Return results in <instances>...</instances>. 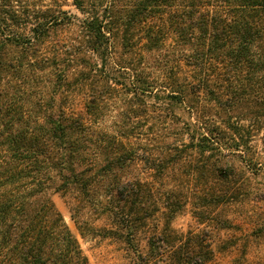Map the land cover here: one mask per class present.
<instances>
[{
    "label": "trees",
    "instance_id": "1",
    "mask_svg": "<svg viewBox=\"0 0 264 264\" xmlns=\"http://www.w3.org/2000/svg\"><path fill=\"white\" fill-rule=\"evenodd\" d=\"M70 1L81 20L62 0H0V264H88L52 195L77 213L101 191L132 264H211L208 231L177 233L187 201L157 185L191 159L214 183L204 207L236 199L235 157L264 128V0ZM164 50L175 62L164 78L137 66ZM121 86L127 121L108 130ZM148 98L181 110L157 157L137 130Z\"/></svg>",
    "mask_w": 264,
    "mask_h": 264
},
{
    "label": "rangeland",
    "instance_id": "2",
    "mask_svg": "<svg viewBox=\"0 0 264 264\" xmlns=\"http://www.w3.org/2000/svg\"><path fill=\"white\" fill-rule=\"evenodd\" d=\"M34 1L39 2V0ZM109 1L106 0L107 4ZM62 4L65 10L80 20L84 17L70 0H62ZM128 54L121 49L116 51L117 56H123L125 62L130 64L132 61L127 60H132V54ZM173 60L169 57L168 51L164 50L147 54L144 61L136 63H138L137 66L143 65L139 68L146 69L158 78L159 76L164 78L166 72L162 65L168 62V67H174ZM130 66L132 68V65ZM113 74L120 83H127L128 80L122 77L120 72H113ZM161 82L166 81L159 79L157 83L159 91L162 89ZM124 91L123 86L119 87V93L116 94L117 99H110V111L104 122L108 130L125 126L127 116L123 111ZM147 101L152 107V112L141 120L137 130L141 132L140 136L145 150L157 157L162 151L167 150V144L177 140L181 119H174L172 112L180 114L181 110L167 105L166 100L148 98ZM70 103L71 110L76 113L82 111L83 98L78 96ZM241 152V155L237 154L238 156L235 157L237 173L233 177L234 183L230 190L235 192L237 197L234 201L227 202L218 208L203 206V203L208 204L209 201V197L206 203L203 199L206 186L209 189L214 186V183L209 180L207 182L206 177L201 178L200 174L195 172L196 161H191V159L182 163L179 170L171 173L168 178L165 177L166 180L157 185L162 191L172 192L175 188L176 193L183 195L184 200L187 201V205L173 221V228L177 233L201 234L204 229L208 231L206 238L212 244L213 251L211 264H264V128L254 131L249 146L244 147ZM252 159L253 164H250L249 160ZM146 169L142 163L134 168L139 173L142 171L146 173ZM128 174H132V168ZM128 176L131 177V175ZM101 192L90 200L86 199L85 207H79L77 213L70 210L67 197L62 194L54 193L52 200L78 239L83 253L88 258V264H132L131 247L120 239L119 235L114 236L111 233L116 226L109 216L106 195ZM98 199L102 205L97 202ZM196 210L204 215L208 228L195 217Z\"/></svg>",
    "mask_w": 264,
    "mask_h": 264
}]
</instances>
